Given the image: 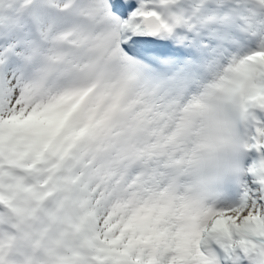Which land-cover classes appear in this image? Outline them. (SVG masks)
<instances>
[{
  "label": "snow or ice",
  "instance_id": "obj_1",
  "mask_svg": "<svg viewBox=\"0 0 264 264\" xmlns=\"http://www.w3.org/2000/svg\"><path fill=\"white\" fill-rule=\"evenodd\" d=\"M0 264H264V0H0Z\"/></svg>",
  "mask_w": 264,
  "mask_h": 264
}]
</instances>
